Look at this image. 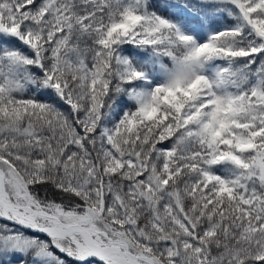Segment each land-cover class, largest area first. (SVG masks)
Masks as SVG:
<instances>
[{
  "label": "snow or ice",
  "instance_id": "snow-or-ice-1",
  "mask_svg": "<svg viewBox=\"0 0 264 264\" xmlns=\"http://www.w3.org/2000/svg\"><path fill=\"white\" fill-rule=\"evenodd\" d=\"M0 264H264V0H0Z\"/></svg>",
  "mask_w": 264,
  "mask_h": 264
}]
</instances>
